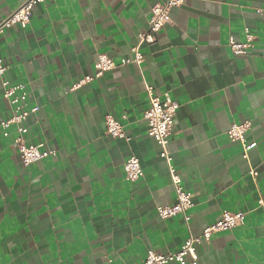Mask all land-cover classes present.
Listing matches in <instances>:
<instances>
[{"label": "crops", "instance_id": "0c3cea01", "mask_svg": "<svg viewBox=\"0 0 264 264\" xmlns=\"http://www.w3.org/2000/svg\"><path fill=\"white\" fill-rule=\"evenodd\" d=\"M26 0H0V23ZM164 0H48L27 28L0 35V123L12 112L2 79L24 84L28 137L57 152L24 167L16 126L0 124V264H135L150 250H178L223 211L246 213L244 225L197 247L198 264H264V0H186L144 61L120 65L83 87L98 54L121 63L148 30L151 7ZM255 48L235 55L229 38ZM180 104L170 150L194 206L163 219L158 205L175 203L167 163L148 134L147 89ZM124 123L129 140L107 133L106 116ZM126 116V118H124ZM251 121L243 156L227 131ZM139 157L144 176L133 183L125 161ZM254 169L257 177L250 174Z\"/></svg>", "mask_w": 264, "mask_h": 264}, {"label": "built area", "instance_id": "2783aa9c", "mask_svg": "<svg viewBox=\"0 0 264 264\" xmlns=\"http://www.w3.org/2000/svg\"><path fill=\"white\" fill-rule=\"evenodd\" d=\"M48 0H26L19 8L14 10L8 17L0 23V35L6 29L15 25L21 28H27L34 17L35 7ZM56 1V0H53ZM186 0H164L156 3L151 7V13L148 20V30L139 37V42L132 47V57H124L121 63H117L114 58L106 53H100L95 62L96 73L93 76H87L77 81L71 88L76 90L90 83L95 78L102 76L108 71H112L120 65L129 63H137L140 65L144 61V54L141 52L140 46L143 42L153 43L156 40L158 33L171 23V11L174 8L184 5ZM260 15H264L263 9H258ZM257 36L247 28L245 30V40L237 41L234 37L229 38V46L232 52L238 56H245L249 51L255 48ZM8 66L0 57V76L3 77ZM3 97L10 103L12 107L11 115L1 121V126L4 129V135L9 136V128L16 126V136L14 143L21 157V162L24 167H28L36 162L42 161L49 156H55L57 152L53 149L45 148L43 143H32L28 137L30 128L28 119L31 115L40 110V106L28 105V91L24 84H11L10 81L2 79ZM149 96V107L144 113L145 120L148 126V134L154 138L160 149V157L167 163L169 173L172 178L176 200L170 205H158L157 211L161 218L168 219L176 215H186L189 209L194 206L193 193L187 190L183 183L182 177L177 171L173 161V155L170 150V142L173 135L175 119L180 108V104L170 97L168 94L165 97L154 95L153 89H147ZM126 118V116L124 117ZM252 126L251 121L242 123H233L227 135L232 141H238L243 147L244 158L248 157L250 150L257 147V141L249 142L247 134ZM107 133L115 138L129 140L122 120L115 118L113 115L106 116ZM124 170L129 181L136 183L144 176V170L139 157L133 155L124 163ZM250 174L254 177L259 175L257 170L252 169ZM259 205L264 207V199L259 200ZM246 213L243 211L222 212L221 217L204 228L202 234L194 236L191 233L186 238L183 245L176 251L168 253H157L150 250L145 259L135 264H198L199 256L197 247L203 242H210L214 234L224 231H229L244 225ZM106 264H112L108 261Z\"/></svg>", "mask_w": 264, "mask_h": 264}]
</instances>
